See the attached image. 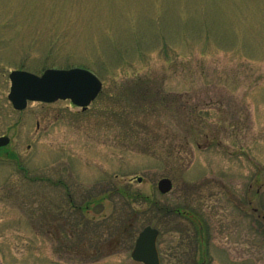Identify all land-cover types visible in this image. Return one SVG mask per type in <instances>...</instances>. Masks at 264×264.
<instances>
[{
	"label": "rangeland",
	"instance_id": "1",
	"mask_svg": "<svg viewBox=\"0 0 264 264\" xmlns=\"http://www.w3.org/2000/svg\"><path fill=\"white\" fill-rule=\"evenodd\" d=\"M75 67L86 111L13 108V70ZM0 136L2 264H142L147 226L162 264H264V0H0Z\"/></svg>",
	"mask_w": 264,
	"mask_h": 264
},
{
	"label": "water",
	"instance_id": "2",
	"mask_svg": "<svg viewBox=\"0 0 264 264\" xmlns=\"http://www.w3.org/2000/svg\"><path fill=\"white\" fill-rule=\"evenodd\" d=\"M11 89L8 95L16 110H24L28 102L53 103L58 100H71L83 111L97 98L103 83L93 72L75 68L70 70L49 69L42 75L15 70L10 74ZM10 138L0 136V148L7 146ZM142 181L141 178L138 179ZM173 189V183L163 178L158 183V190L167 194ZM159 231L151 226L145 227L139 234L132 258L143 264H161L157 239Z\"/></svg>",
	"mask_w": 264,
	"mask_h": 264
},
{
	"label": "trees",
	"instance_id": "3",
	"mask_svg": "<svg viewBox=\"0 0 264 264\" xmlns=\"http://www.w3.org/2000/svg\"><path fill=\"white\" fill-rule=\"evenodd\" d=\"M150 202V204H151V201H149ZM159 210H161L160 208H158ZM164 211H168L167 209H165ZM73 227V226H72ZM63 229H64V227H63ZM71 229V228H70ZM125 230V228L123 227V228H120V230ZM71 231V230H70Z\"/></svg>",
	"mask_w": 264,
	"mask_h": 264
},
{
	"label": "flooded vegetation",
	"instance_id": "4",
	"mask_svg": "<svg viewBox=\"0 0 264 264\" xmlns=\"http://www.w3.org/2000/svg\"><path fill=\"white\" fill-rule=\"evenodd\" d=\"M79 210H80V211H82L83 209L80 207V209H79ZM0 264H2V263H1V261H0Z\"/></svg>",
	"mask_w": 264,
	"mask_h": 264
}]
</instances>
